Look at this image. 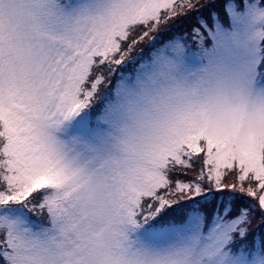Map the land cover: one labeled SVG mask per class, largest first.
<instances>
[{
	"label": "snow or ice",
	"instance_id": "snow-or-ice-1",
	"mask_svg": "<svg viewBox=\"0 0 264 264\" xmlns=\"http://www.w3.org/2000/svg\"><path fill=\"white\" fill-rule=\"evenodd\" d=\"M0 264H264V0H0Z\"/></svg>",
	"mask_w": 264,
	"mask_h": 264
}]
</instances>
